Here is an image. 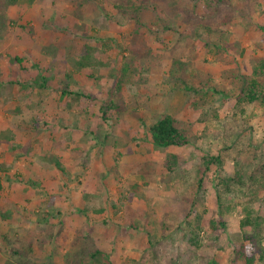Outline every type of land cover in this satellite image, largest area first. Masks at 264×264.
<instances>
[{"label": "rangeland", "instance_id": "rangeland-1", "mask_svg": "<svg viewBox=\"0 0 264 264\" xmlns=\"http://www.w3.org/2000/svg\"><path fill=\"white\" fill-rule=\"evenodd\" d=\"M261 63L264 0H0V264H245L250 214L264 264L260 181H221L264 160V108L236 103ZM164 115L186 146L152 147Z\"/></svg>", "mask_w": 264, "mask_h": 264}, {"label": "trees", "instance_id": "trees-1", "mask_svg": "<svg viewBox=\"0 0 264 264\" xmlns=\"http://www.w3.org/2000/svg\"><path fill=\"white\" fill-rule=\"evenodd\" d=\"M7 5H14L19 0H5ZM27 2L31 3L34 0H26ZM88 49V48H86ZM16 61H19L16 59ZM84 64L80 63V66L88 64L87 58H83ZM35 65H33V68ZM37 68V66H36ZM259 69H254L249 75L244 76L241 80V87L239 90V94L236 98V103L238 106H246L251 105L253 103H258L259 106L264 108V64L261 63L258 67ZM126 70V69H125ZM125 70H122L125 73ZM50 80L47 77H42L41 75L37 76L35 80L32 81L30 84L31 87L39 88L42 90H48L47 88H51L49 85ZM56 93L60 92L61 97L66 96H75V97H82L78 93H73L68 89L67 84L62 83L58 88L53 89ZM146 134L147 137L152 145V147L156 150H162L167 148H175V147H183L188 144L186 137L183 133L175 126L174 119L169 115H164L158 120L150 123L146 127ZM176 164L175 157H169L166 160V170L172 171L173 167ZM222 165L221 157H209L204 160L203 166L205 170H209L210 166H214L215 168H219ZM247 176V175H246ZM256 177V178H253ZM245 178L249 180L258 179L260 181V186L264 190V160L261 161L260 164L256 165V168L250 173L247 177H244L241 173L237 172L233 177H225L222 179V183L227 185L230 183H237L242 182ZM257 180V181H258ZM201 179L198 182V188L201 185ZM258 181V182H259ZM224 185V186H225ZM186 202H189L186 200ZM240 228L243 229L245 227H251L252 235L250 237L245 236L246 241H248V246L241 244L237 251V255L245 262V264H253L255 260V251L256 248L254 243H259L261 240L260 232H261V218L258 216L252 217L251 214L247 216L245 219L240 221L239 224ZM225 227V222L219 217L212 219L208 222V229L211 233L218 234L222 232ZM12 255H18L19 253L16 251H12ZM87 258L90 260H94L97 256L100 255L99 250H95L92 252H88ZM87 261V260H86ZM86 261H79L76 264H85ZM259 261L264 263V249H262L259 255Z\"/></svg>", "mask_w": 264, "mask_h": 264}]
</instances>
